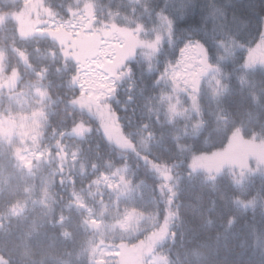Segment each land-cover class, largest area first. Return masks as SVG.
Masks as SVG:
<instances>
[{
	"label": "trees",
	"instance_id": "trees-1",
	"mask_svg": "<svg viewBox=\"0 0 264 264\" xmlns=\"http://www.w3.org/2000/svg\"><path fill=\"white\" fill-rule=\"evenodd\" d=\"M88 4L85 31L163 35L156 53L137 49L109 70L112 88L94 101L80 90L83 65L52 38L54 24ZM263 23L264 0H0V116L40 119L27 165L0 138V264H148L153 255L165 264H264V175L226 169L207 180L188 168L191 155L223 148L236 129L264 140V62L243 67ZM189 44L220 73L216 89L199 84L197 113L191 92L168 76ZM99 105L133 150L106 139ZM123 169L130 183L121 195L109 180ZM115 207L151 213L152 224L103 238ZM101 247L116 253L101 259Z\"/></svg>",
	"mask_w": 264,
	"mask_h": 264
},
{
	"label": "rangeland",
	"instance_id": "rangeland-1",
	"mask_svg": "<svg viewBox=\"0 0 264 264\" xmlns=\"http://www.w3.org/2000/svg\"><path fill=\"white\" fill-rule=\"evenodd\" d=\"M92 8V4H88L83 8V13L74 15L70 22L54 24L53 30L57 32H55L56 36L53 35L52 38L64 49L74 63L83 65L80 68V90L87 98L94 101L105 97L112 88V80L108 76L109 70L131 56L137 49L156 53L163 35L157 33L152 38H146L144 37L146 32L140 26L134 29L102 27L92 32L85 31L84 20L91 18ZM257 57L260 61H258L259 64L264 62V23L261 40L248 53L243 67L253 64L252 60ZM254 65H258L257 61ZM168 76L171 79L175 78L180 91L191 92L190 103L195 113L198 112L197 92L201 81L203 80L206 85L216 89L220 79L218 69L208 65L206 52L200 44L187 45L177 67L169 71ZM175 103L178 108V104H181L182 101L177 100ZM103 107L99 105L94 111L105 124L102 129L106 139L119 149L133 150V144L122 135L115 122V125L112 124ZM171 107L173 109L174 106L171 104ZM86 108L88 109V107ZM90 111L93 112L91 107ZM39 127L40 119L36 113L22 116L12 115L10 119L0 116V138L21 152V159L26 165L32 159V146L38 139ZM188 168L192 173L204 174L207 180H214L226 169L264 175V140H246L236 129L223 148L210 153L191 155ZM128 172L126 169L119 170L117 176L109 180L110 185L119 188L121 195L125 193L130 183ZM136 190L140 192L141 186H137ZM140 193H145V191ZM116 208L118 207L109 211L112 214V221L104 222L100 227L99 232L103 238L112 239L129 232L136 234L152 224L151 213H141L128 208L115 213ZM115 253L111 248L101 247L98 257L101 259L112 258ZM148 264H165V261L162 257L153 255Z\"/></svg>",
	"mask_w": 264,
	"mask_h": 264
}]
</instances>
